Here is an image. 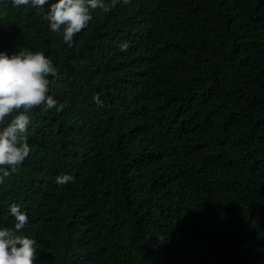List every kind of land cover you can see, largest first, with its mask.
<instances>
[{
	"label": "trees",
	"instance_id": "trees-1",
	"mask_svg": "<svg viewBox=\"0 0 264 264\" xmlns=\"http://www.w3.org/2000/svg\"><path fill=\"white\" fill-rule=\"evenodd\" d=\"M20 47L59 73L0 185L36 264H264V0H118L72 45L0 5V50Z\"/></svg>",
	"mask_w": 264,
	"mask_h": 264
},
{
	"label": "clouds",
	"instance_id": "clouds-1",
	"mask_svg": "<svg viewBox=\"0 0 264 264\" xmlns=\"http://www.w3.org/2000/svg\"><path fill=\"white\" fill-rule=\"evenodd\" d=\"M118 0H0V5L14 7L30 5L39 7L52 31L61 33L63 41L72 45L74 36L86 28L93 18V10L110 12ZM46 6V7H45ZM130 41H122L119 47L126 51ZM52 76L58 69L43 51L20 47L16 51L0 50V185L5 178L18 171L28 157L29 125L34 106L44 105L51 109L58 104L50 88ZM95 102L102 106L100 94ZM60 185L68 184L75 177L65 172L56 176ZM9 212L14 227L0 224V264H36L35 237L23 229L29 222L28 210L13 203Z\"/></svg>",
	"mask_w": 264,
	"mask_h": 264
}]
</instances>
